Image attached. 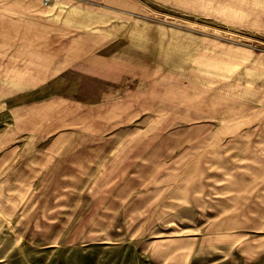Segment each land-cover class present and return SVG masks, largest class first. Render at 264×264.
I'll use <instances>...</instances> for the list:
<instances>
[{
    "label": "crops",
    "instance_id": "1",
    "mask_svg": "<svg viewBox=\"0 0 264 264\" xmlns=\"http://www.w3.org/2000/svg\"><path fill=\"white\" fill-rule=\"evenodd\" d=\"M262 157L264 0H0L5 245L168 220L207 263L177 230L219 214L210 174Z\"/></svg>",
    "mask_w": 264,
    "mask_h": 264
},
{
    "label": "rangeland",
    "instance_id": "2",
    "mask_svg": "<svg viewBox=\"0 0 264 264\" xmlns=\"http://www.w3.org/2000/svg\"><path fill=\"white\" fill-rule=\"evenodd\" d=\"M252 159L242 158L245 167L224 173L222 181L210 174L208 197L219 199V204H210V208L218 209L219 214L191 222L192 229L177 230L202 236L203 253L213 259L200 264H264V157L254 158L255 162ZM114 224L113 235L105 243H33L31 248L22 249L17 237L7 245L0 237V264H197L188 258L191 245L170 243L176 238L172 229L182 226L178 223L146 220L128 221V226Z\"/></svg>",
    "mask_w": 264,
    "mask_h": 264
},
{
    "label": "built area",
    "instance_id": "3",
    "mask_svg": "<svg viewBox=\"0 0 264 264\" xmlns=\"http://www.w3.org/2000/svg\"><path fill=\"white\" fill-rule=\"evenodd\" d=\"M52 0H42V5H48Z\"/></svg>",
    "mask_w": 264,
    "mask_h": 264
}]
</instances>
